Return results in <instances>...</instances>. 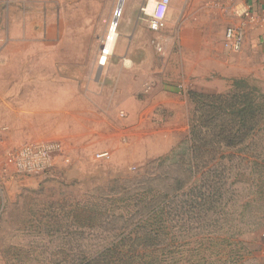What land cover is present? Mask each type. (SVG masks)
I'll return each instance as SVG.
<instances>
[{"label": "rangeland", "instance_id": "rangeland-1", "mask_svg": "<svg viewBox=\"0 0 264 264\" xmlns=\"http://www.w3.org/2000/svg\"><path fill=\"white\" fill-rule=\"evenodd\" d=\"M152 6L147 0H0V109L35 107L56 95L63 103L108 100L116 76H121V99L135 95L143 101L154 86L148 76L159 74L170 79L165 85L179 96L171 123L147 119L157 127L141 124L134 141L128 138L132 133H120V147L109 150L108 159L96 158L99 150L83 140L70 141L74 118L68 115L60 126L64 139L38 140H57L62 148L41 175L20 177L5 164L7 153L23 143L0 147V255L5 264H72L93 251L89 243L112 239L94 231L76 248L71 227L128 221L134 197L124 191L151 174L152 162L164 158L169 146L187 140L194 95L218 96L219 108L234 94L255 103L259 128L246 144L258 146L253 152L264 161V49L244 42L234 53L224 38L227 28L244 26L247 19L234 13L229 0H169L162 25L152 29ZM106 46L111 54L100 69ZM132 66L139 83L130 80ZM249 172L246 201L253 226L242 238V252L264 264V165L257 178L248 177ZM253 179L255 187L250 186Z\"/></svg>", "mask_w": 264, "mask_h": 264}, {"label": "trees", "instance_id": "trees-1", "mask_svg": "<svg viewBox=\"0 0 264 264\" xmlns=\"http://www.w3.org/2000/svg\"><path fill=\"white\" fill-rule=\"evenodd\" d=\"M193 97L187 140L124 191L134 197L128 221L71 225L76 248L94 231L114 236L89 243L93 251L72 264H259L242 252L253 226L246 172L257 178L264 165L258 146L246 144L259 128L258 107L246 95L226 96L221 108L218 96Z\"/></svg>", "mask_w": 264, "mask_h": 264}, {"label": "crops", "instance_id": "crops-1", "mask_svg": "<svg viewBox=\"0 0 264 264\" xmlns=\"http://www.w3.org/2000/svg\"><path fill=\"white\" fill-rule=\"evenodd\" d=\"M241 1L250 6L253 16V21H246L242 26L244 27L243 44L244 42L245 45L247 43H259L264 49V0ZM214 65L218 68H226L228 63H214ZM183 67L185 72V68L188 67L186 65ZM100 69H102L101 66ZM130 72H132L131 82L133 84L136 81L139 83L137 69L132 66ZM188 72L189 70L185 74V79L188 78ZM110 78L114 77L108 79ZM115 78L117 82L116 87L112 89V96L108 100L97 101L96 99L90 101L89 105L78 99L63 103L56 95L55 97L41 99L35 107L24 104L23 107L16 110L6 107V105L3 106L0 109V147H11L20 143L37 142L43 139H64L60 132V126L66 115L72 117V119L74 118L72 127L74 131L71 134L70 141L75 143L83 140L85 146L97 149L100 153L109 152V150L115 151L117 147H120V133H132L130 135L133 137L129 136L128 138L134 141V135L140 131L141 124L147 123V119L154 117L153 119L156 122L157 120H165V123L172 122L170 117L173 115L174 104L179 100V96L175 95L173 90L171 91L172 88L165 85V82H169L167 80L170 79L161 74L148 76L149 80L153 79L150 84L154 86L147 89L146 94L143 96L144 100L139 101L135 95H131L127 99L118 97L120 89L117 85L120 84L121 76ZM101 80L103 78H95L98 83H101ZM136 89L137 87H131L130 90L135 91ZM141 104H144L142 109L138 107ZM127 107L131 108V111H126ZM133 114L135 116L134 120H132ZM70 122L73 123L71 120ZM132 124H135V126ZM146 125L149 126L148 129H152L157 127L158 124L148 122ZM175 146H169L166 153H169ZM0 264H5L1 255Z\"/></svg>", "mask_w": 264, "mask_h": 264}, {"label": "built area", "instance_id": "built-area-1", "mask_svg": "<svg viewBox=\"0 0 264 264\" xmlns=\"http://www.w3.org/2000/svg\"><path fill=\"white\" fill-rule=\"evenodd\" d=\"M150 0H147L149 3ZM152 14L155 18L151 25L152 29H158L167 14L169 0H152ZM233 6L232 10L240 18H246L247 21H253L250 6L241 0H229ZM243 27H229L225 31L226 48L234 53H239L243 44ZM105 63L100 64L103 66ZM61 144L58 141H37L25 143L12 152L7 153L5 164L10 166L14 173L20 177H35L48 171L52 165L53 157L61 151ZM110 154L102 152L96 154L98 159H108Z\"/></svg>", "mask_w": 264, "mask_h": 264}, {"label": "bare ground", "instance_id": "bare-ground-1", "mask_svg": "<svg viewBox=\"0 0 264 264\" xmlns=\"http://www.w3.org/2000/svg\"><path fill=\"white\" fill-rule=\"evenodd\" d=\"M154 4V2L152 0L149 1L148 5L149 6H152ZM114 26L115 24L113 23V27H112V30H111V33H110V40L112 39V33H113V30H114ZM108 45H110V43H108ZM111 48V47H110ZM111 52H110V49H109V46H106V48L104 49V52L100 58V64H103V63H106L107 62V56L110 55ZM105 65V64H104Z\"/></svg>", "mask_w": 264, "mask_h": 264}]
</instances>
